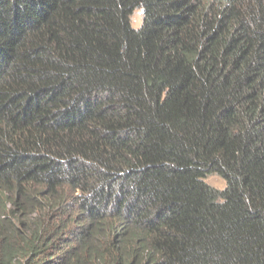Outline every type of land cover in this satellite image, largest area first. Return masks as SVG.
Wrapping results in <instances>:
<instances>
[{"label":"trees","instance_id":"obj_1","mask_svg":"<svg viewBox=\"0 0 264 264\" xmlns=\"http://www.w3.org/2000/svg\"><path fill=\"white\" fill-rule=\"evenodd\" d=\"M0 264H264V0H0Z\"/></svg>","mask_w":264,"mask_h":264},{"label":"rangeland","instance_id":"obj_2","mask_svg":"<svg viewBox=\"0 0 264 264\" xmlns=\"http://www.w3.org/2000/svg\"><path fill=\"white\" fill-rule=\"evenodd\" d=\"M143 18H144L143 11L142 9L139 8L135 9L130 16L131 23L134 27H139L143 22ZM206 181L212 186L219 189H223L226 186L225 179L216 174L209 175L206 178Z\"/></svg>","mask_w":264,"mask_h":264}]
</instances>
